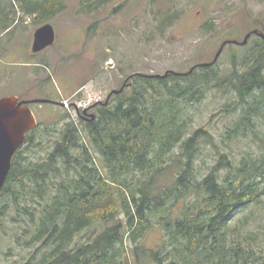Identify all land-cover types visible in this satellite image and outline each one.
<instances>
[{
	"label": "trees",
	"instance_id": "obj_1",
	"mask_svg": "<svg viewBox=\"0 0 264 264\" xmlns=\"http://www.w3.org/2000/svg\"><path fill=\"white\" fill-rule=\"evenodd\" d=\"M247 45L231 53L227 69L216 62L185 74H132L113 104L84 122L88 146L81 143L82 129L68 126L45 161L26 168L14 162L0 193L28 197L18 211L28 218L25 232L37 248L26 264H148L144 257L153 264H264V248L257 252L264 231L252 229L247 218L232 224L239 211L264 199V154L233 167L215 144L211 121L193 129L191 114L209 93L223 92L236 98L223 110H241L223 136L255 126L264 113V38ZM202 139L219 156L205 175L195 165ZM179 145L180 154L168 162ZM173 166L178 171L172 181H161ZM14 183L21 189H11ZM29 183L35 184L36 196L27 191ZM41 201L42 206L36 204ZM170 201L180 215H162ZM122 213L125 217H118ZM151 215H162L166 240L146 249L139 241L152 225ZM94 225L105 227L74 244Z\"/></svg>",
	"mask_w": 264,
	"mask_h": 264
},
{
	"label": "rangeland",
	"instance_id": "obj_2",
	"mask_svg": "<svg viewBox=\"0 0 264 264\" xmlns=\"http://www.w3.org/2000/svg\"><path fill=\"white\" fill-rule=\"evenodd\" d=\"M36 7L45 10L33 12ZM45 23L54 26L56 41L33 57L35 31ZM254 29L264 31V0H0V98L65 99L70 105L58 110L51 102L32 105L39 125L28 133L21 152L14 157L15 164L26 168L45 161L64 139L68 126L82 129L81 143L88 146L85 123L71 100L83 105L105 100L134 73L188 72L213 61L224 41H243ZM257 37L252 36L247 46ZM237 47L232 43L225 46L217 61L221 69L230 66L231 53L237 52ZM75 91L78 95L70 100ZM228 95L209 93L191 114L193 129L211 121L215 144L236 168L243 159L264 154V113L255 118V126L232 138L224 137L241 112L223 110L236 99ZM180 146L168 162L180 154ZM218 158L213 144L202 139L195 162L201 175L217 164ZM177 171L175 166L168 169L161 181L171 182ZM20 187L19 183L11 185V189ZM26 187L32 196L37 195L34 183ZM27 198L24 192L18 199L11 191L0 193V264H26L33 259L37 246L29 243L31 234L25 232L29 220L18 211L28 203ZM36 204L42 206V201ZM172 204L170 201L161 209L162 215H180V208ZM161 216H150L152 225L139 241L146 249L157 248L166 240ZM246 218L252 229L264 231V199L239 211L232 224ZM103 226L86 228L74 244L82 245ZM262 237L258 255L264 248V234ZM143 259L153 264L148 257Z\"/></svg>",
	"mask_w": 264,
	"mask_h": 264
},
{
	"label": "water",
	"instance_id": "obj_3",
	"mask_svg": "<svg viewBox=\"0 0 264 264\" xmlns=\"http://www.w3.org/2000/svg\"><path fill=\"white\" fill-rule=\"evenodd\" d=\"M254 34L264 38V31L254 29L245 36L243 41L228 39L223 42L213 61L202 63L201 65L215 64L227 44L246 45ZM55 41L56 30L54 26L51 23H45L35 31L32 50L34 52L42 51L53 45ZM195 68L196 66L192 67L188 72L194 71ZM166 74L167 72L164 75ZM179 74H185V72H180ZM155 75L160 76L162 74H152V76ZM127 84L126 81L121 88L112 90L110 96L123 92ZM51 101L45 98L20 100L15 95L0 98V192L8 180L15 154L25 144L27 133L38 126L35 114L28 104L31 102L43 103ZM84 112H87V109ZM95 118L96 114H91V119Z\"/></svg>",
	"mask_w": 264,
	"mask_h": 264
},
{
	"label": "flooded vegetation",
	"instance_id": "obj_4",
	"mask_svg": "<svg viewBox=\"0 0 264 264\" xmlns=\"http://www.w3.org/2000/svg\"><path fill=\"white\" fill-rule=\"evenodd\" d=\"M41 52V51H40ZM39 52H34L33 50H32V48H31V56H33V57H36V55L38 54ZM78 93H79V91L77 92V91H75L73 94H72V96H71V98H69L70 100L73 98V97H75L76 95H78ZM111 93V92H110ZM110 93L107 95V97H106V99L104 100V99H98V100H96V101H94V102H92V103H88L87 104V106L84 108V109H87V112H84V109L81 111L80 110V108H77V112H78V115H79V117L84 121V122H90V121H92L93 119H91V114H97V110H98V108H100V107H102V106H107L109 103H111L112 102V99L114 98V95H116V94H113V95H111L110 96ZM19 99L20 100H34V98H20L19 97ZM51 99V98H50ZM52 101H51V103H53L54 105H55V107H56V110H58V108H66V106L67 107H70V105H69V102H67V103H65L66 102V100L65 99H51ZM107 101L109 102L108 104H106L107 103ZM71 104H73V105H76V107H77V103H76V101H74V100H71ZM33 104H35V102H31V103H29L28 104V106H30L31 107V109L33 110V112H34V114H35V116H36V119H37V121H38V123H39V119H38V117H37V113H36V111L33 109V107H32V105Z\"/></svg>",
	"mask_w": 264,
	"mask_h": 264
},
{
	"label": "built area",
	"instance_id": "obj_5",
	"mask_svg": "<svg viewBox=\"0 0 264 264\" xmlns=\"http://www.w3.org/2000/svg\"><path fill=\"white\" fill-rule=\"evenodd\" d=\"M81 104H82V103H80L79 105H81ZM86 105H87V103H86ZM86 105H85V106H86Z\"/></svg>",
	"mask_w": 264,
	"mask_h": 264
}]
</instances>
